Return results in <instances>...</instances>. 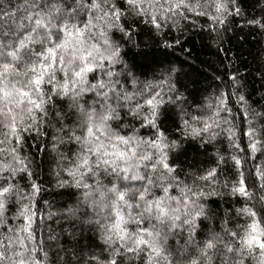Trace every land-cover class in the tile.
<instances>
[{
  "label": "snow or ice",
  "instance_id": "1",
  "mask_svg": "<svg viewBox=\"0 0 264 264\" xmlns=\"http://www.w3.org/2000/svg\"><path fill=\"white\" fill-rule=\"evenodd\" d=\"M0 264H264V0H0Z\"/></svg>",
  "mask_w": 264,
  "mask_h": 264
},
{
  "label": "trees",
  "instance_id": "2",
  "mask_svg": "<svg viewBox=\"0 0 264 264\" xmlns=\"http://www.w3.org/2000/svg\"><path fill=\"white\" fill-rule=\"evenodd\" d=\"M192 39L195 42V47H194L195 53L200 57V59H207L208 58L207 52L202 51L200 44L196 42L198 38L195 35H193Z\"/></svg>",
  "mask_w": 264,
  "mask_h": 264
}]
</instances>
